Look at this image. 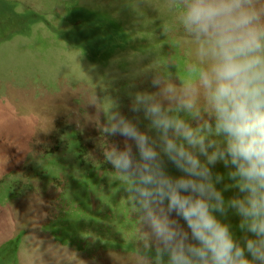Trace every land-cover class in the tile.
<instances>
[{
  "label": "rangeland",
  "instance_id": "rangeland-1",
  "mask_svg": "<svg viewBox=\"0 0 264 264\" xmlns=\"http://www.w3.org/2000/svg\"><path fill=\"white\" fill-rule=\"evenodd\" d=\"M181 11L179 0H0V264H138L139 218L87 104L126 106L150 69L186 76Z\"/></svg>",
  "mask_w": 264,
  "mask_h": 264
},
{
  "label": "clouds",
  "instance_id": "clouds-1",
  "mask_svg": "<svg viewBox=\"0 0 264 264\" xmlns=\"http://www.w3.org/2000/svg\"><path fill=\"white\" fill-rule=\"evenodd\" d=\"M179 3L187 75L150 69L126 106L90 99L102 155L139 218L138 264H264V0Z\"/></svg>",
  "mask_w": 264,
  "mask_h": 264
}]
</instances>
